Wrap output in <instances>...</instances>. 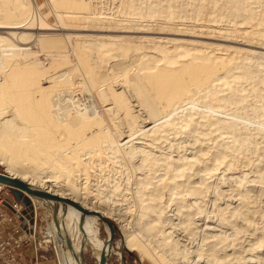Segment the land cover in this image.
Segmentation results:
<instances>
[{
    "label": "rangeland",
    "instance_id": "rangeland-1",
    "mask_svg": "<svg viewBox=\"0 0 264 264\" xmlns=\"http://www.w3.org/2000/svg\"><path fill=\"white\" fill-rule=\"evenodd\" d=\"M193 1L138 0V4L134 14L140 13L147 17L145 19L147 21H142L140 22L141 24L151 23L152 21L156 22V24H165L169 21V18H172L174 20V23H176L174 25L181 24L189 27L194 22V17L187 16V18L184 19V16H181L182 12H186V14H188V12L191 10L190 7L193 5H195V7H192L193 11H198V8L200 7L198 3L203 2H200L199 0ZM213 1L214 0H212V2L207 1L205 3L207 5L203 4L206 8L204 9V14L200 15L207 18H203L202 21H198L196 24L202 26H210L217 20H220L219 17L222 16V18L220 17L221 23L219 24V26L224 31L225 29L226 31H228L229 28H231L232 24L235 23V21L237 22L235 23L237 25L243 23V21H240L239 19H242L245 16V10L249 8V5H251L252 7L259 5H254L251 0H219L220 2L218 0H215V2ZM221 1L223 2L221 3ZM226 1H231V3H228ZM96 2L98 9H100L101 12L106 15V17H113L114 19L123 18V16L121 17V15L119 16V14L117 15L116 13L117 10H120V8L122 7L120 0H96ZM190 2H192L193 4ZM53 3L54 0H35L36 8H32L28 12L27 16H25L27 21H25V23L23 24H26V27H23L24 29L26 28L25 30L23 29L24 34H28L31 36V34L33 35L34 32H39L38 29H43L46 27L52 30L49 32L43 31L44 33L41 31V33H43V36L39 37V39L46 38L45 40H39L40 48L43 49H40L38 47V40L36 41L37 37L35 34L31 36L32 38L29 37V41L26 40V44H28H25L27 50L30 53H34V56H32L31 58L29 57V60L32 61L34 60L33 58L38 60V62L42 64L41 66L44 67L43 69H46L48 71V75L58 76L59 74L60 76L63 74L65 75V73L68 72V77H66H70L68 79L71 83L70 85H74L73 87H71L72 90L69 87L71 93L73 94V99L75 100L73 106H75L76 109L80 111L79 113L85 112L87 116H93L94 114L95 116L99 117L103 121V127L106 128H103L105 129L104 131L108 133L110 139L114 143L118 144L117 148H120L119 150H121L118 151L117 149V151L119 152L117 153L113 150L111 145L110 147L108 145L109 148L106 147V150H103L104 157L105 159H107V161H94L95 168H97L96 170H98L99 172L95 169L94 171L92 170L93 174L91 175L93 176L89 177V179L87 180V184L85 185L89 188L87 189L89 190L90 194L96 189V191H98V194L100 192H103L102 195L99 194L100 197L96 191H94L96 193L93 192L94 194L92 195L97 194L98 197L97 195L95 196L99 200H105L104 203L107 208L110 206V208L114 209V212H111V214H107V218L103 217L104 219L101 220L98 218L93 219L94 224L92 231H94L95 234L97 233L95 235L96 246L101 254L106 257V264H158L155 260H153V256L160 253L161 257L164 260L169 258L168 264H171V262L172 264H264V64H262L264 62V60H262L264 59V45H254L253 49L252 47H247L245 44L246 42L244 43L243 41H241V39H239L240 41L238 39V41H235V39L233 41L213 36L195 34H181L180 36L179 33L173 31L171 32L156 29L114 31L112 29L108 30V28L106 30H108L109 32H106V35L100 33L101 35L99 36L105 35L106 37L121 36L124 38V36H131L132 38L134 36H144L143 38L148 37L154 39H174L179 40V42L184 41L196 44L204 43L205 45L208 44L215 47H220L221 49L226 48L245 50L252 53V55L254 54V52L256 54L258 53L257 55L254 54L255 56L253 55L254 59L251 54L250 56H247L243 62V68H236L232 71L234 74L236 73L235 75L237 76L240 73V76L237 78L238 82H235V85L233 82V85L236 89L238 88L237 90L239 92V95H241V97L243 98H246L243 103L237 104L235 102L237 101V98L235 96L234 99L231 100L232 102L230 101L227 105L220 109L221 111L213 109V113H211L206 109L204 110V108H208V104L211 102V98L206 97L203 99H198V102L196 101L193 103L194 106L192 105V107H187V109L190 108L189 112H191V118H194L191 119L192 125L191 123L185 121L184 117L182 118L180 116H177L174 118V120L172 119L170 120L171 122H168L169 125L165 126L166 128L163 127L164 130H162V128H159L157 130L158 133H152L148 135L149 137L153 135L151 136L152 138L150 137L152 143L149 142L150 139H148V137L145 140H141L142 137L139 136V134H135L129 139L131 143L123 144L122 142L118 141L122 129H118L120 127H117L116 122L113 119L114 117H112L106 111L107 104L105 105V101H103L100 96V98L102 99L101 100L98 94L96 96V92H102V89L98 88L100 91L97 89V87L102 86V84L99 83L94 88L93 86L90 87L87 79L82 74V66L79 65L77 67L80 61L77 59V55L74 52L75 37L80 34H93V36H98V34L92 33L91 31L93 30H87L88 32L84 31L85 33H78V31L75 32V30L69 28L67 25H65L64 20L66 16L70 15L71 13L68 14L67 11L69 10L62 9L59 7V5ZM215 3L221 4H218V6ZM118 6L121 7L119 8ZM74 13L72 12V14ZM124 16H126V14H124ZM215 16L218 17L217 20L214 19L217 18ZM178 19L179 21H177ZM249 21L251 20L249 19L248 22ZM41 24L43 25V28ZM97 30L100 29H94V31ZM126 32H130L131 34H124ZM111 33L112 35L114 34V36H112ZM50 37H54L59 40L56 44L57 46H54V48H49L48 46V38ZM5 57L7 56L0 53V59H3ZM249 57H251L252 60ZM256 58H258V60ZM118 61L122 62L119 59ZM112 63L114 62H111V64ZM110 65H108L107 70H110ZM127 65H129V63H127ZM69 69H71L72 72ZM248 70L252 71L253 76L252 78H250V81L248 78L249 75H246V71ZM241 71H243V74ZM73 72L75 73L73 74ZM249 77H251V75ZM231 79L233 80V78H230V80ZM253 80L257 82V86H255L256 84H253L255 87L252 86V83H255ZM251 86L256 88L257 91L254 88H251ZM101 88H104V86ZM212 91L211 93H215L218 96L220 95V97L221 95L222 97L223 95L224 97L228 96L227 91H225L226 94L225 92L222 93L217 90ZM126 92L128 93V91L125 90V93ZM91 107H93L94 111L93 109H91ZM134 111L138 110L134 109ZM202 112H207L206 114H208L209 116L214 115L217 117L208 121L210 118L208 119L206 117H203ZM136 114H139L138 116L143 115L141 111H138V113ZM178 118L180 121L178 120ZM180 118H182L183 120ZM203 119L208 120L204 121ZM185 123L186 127L184 126ZM178 132H180V134ZM154 134L156 135L154 136ZM138 136L141 137L139 138V140H137ZM162 139H164V141ZM165 140L168 142H166ZM77 142L78 140L69 141V144L65 147V149H70L73 147L75 148V144ZM131 144L133 145V147ZM141 144L144 146V148ZM123 147L125 150L123 149ZM128 147L131 148L129 149ZM132 149L134 150L132 151ZM136 149H138V151ZM111 150L112 152H110ZM130 150L132 152H130ZM217 150H219L218 153H216ZM198 151H202V153L200 152V156L198 154ZM111 153H113V155ZM129 153L132 155H130ZM133 154L135 155L133 156ZM158 156L160 158H158ZM170 156L171 159L169 158ZM146 158L147 160H145ZM189 161L194 164L190 163ZM196 162L200 163L197 164ZM217 163H219V165ZM228 164H231V167ZM151 165L154 167H152ZM227 165L230 167V169ZM200 166L202 167V169ZM211 166L213 170L216 168L217 171L214 170L215 173L213 170H211ZM99 167H101V169H98ZM155 167L156 169L154 170ZM231 168L233 169V172L230 171ZM6 170L7 169L5 168V166H0V174H5L7 172ZM207 171L210 172L208 173ZM148 172L151 174V176ZM188 172L189 174L191 172L195 174L189 175ZM47 173H43V170L40 171L42 179L49 175ZM176 173L181 176L182 181L181 179H176V177H180ZM145 174H147L148 176H145ZM184 174L187 178L184 176ZM201 178L202 180H199ZM171 179L173 181H171ZM187 179L189 181H187ZM163 181H165L164 184H162ZM157 182L159 183L157 184ZM175 182L176 184L174 186ZM141 183L142 185L139 186V184ZM149 184L151 186L153 185L152 187L154 188L149 186ZM183 184L185 186H183ZM178 186L180 188H177ZM144 187L145 189H143ZM140 189L144 190V192ZM91 190L93 191L91 192ZM179 190H181V192ZM111 191L113 192L111 193ZM184 191L186 193H189L187 194L188 196ZM206 191L209 193H207ZM104 192H106V195L104 194ZM181 194L182 196H184L185 194V198L182 197ZM190 194L193 195L191 196ZM143 195L144 197L142 198ZM147 195L150 199L147 197ZM138 196L140 199L138 198ZM104 197L108 199V202ZM0 198L3 200L0 203V264H23L18 259L17 252L24 246H30L31 248L33 254L32 264H36V259L41 260L43 257L45 259L46 257L51 258V264H60L62 260L61 258L65 256L67 250L65 248V231L61 228L63 219L60 220V216L62 217L63 213L62 208L57 205H34L31 199L32 203L30 204L33 207V210L32 217L30 218L32 223H30L29 219H26L24 216H22L20 220L17 218L18 215L21 216L20 213L24 209L19 203L15 201L11 193V189L8 186L4 185L3 189L0 190ZM91 200L92 202H94V199ZM3 202H6L8 206L12 203L17 204V206L19 207V211L13 212ZM175 203L176 205H174ZM180 203H182V205H180ZM152 205L153 207H151ZM188 206L190 208H187ZM177 208L180 209H178L177 211ZM183 208L187 209L184 210ZM179 210L183 214L180 213ZM7 217H11V221H8ZM219 218H221L220 221H218ZM76 221L79 220L76 219ZM218 222H221L222 225ZM15 226L20 228L17 233L13 232V227L15 228ZM74 226L79 227V222H76ZM53 228L54 230L55 228H58L57 230H55L57 232H54V230H52ZM235 229H242L241 231H239L240 233L238 232L240 235L236 234L237 237L233 236V234L235 233ZM122 231H126L128 235L132 234V237L135 236L134 238L142 245L146 254L140 256L136 248L123 250L124 246L121 236ZM224 236H228V238L223 239ZM230 236H233L234 239ZM218 239H221V242L225 241L227 244L219 243L220 241ZM259 243L260 247L258 248ZM152 247L156 249L154 250ZM211 251L214 252V256H211ZM162 254H164V256H162ZM83 257L85 264H98L93 256L92 250L89 247H87V249L84 251ZM211 257H213L214 260ZM221 259L224 261H222Z\"/></svg>",
    "mask_w": 264,
    "mask_h": 264
},
{
    "label": "bare ground",
    "instance_id": "bare-ground-1",
    "mask_svg": "<svg viewBox=\"0 0 264 264\" xmlns=\"http://www.w3.org/2000/svg\"><path fill=\"white\" fill-rule=\"evenodd\" d=\"M199 1L200 2L203 1V2L198 3V5L200 6L198 8V11H193L192 7H195V5L191 6L193 3L190 2L192 4L190 5L191 7L189 6L191 10L188 12V14H186V12H182L181 16L183 15L184 19L187 18V16L194 17L193 18L194 22L192 23V25L189 27L188 26L186 27L181 24L174 25L176 23H174V20L172 18H169V21L165 24H161V23L156 24V22H153V21L152 22L148 21L151 23L141 24L140 22L147 21L145 20L147 17H145L144 15L140 13L134 14V12L136 11L135 9L137 7L138 0H120L122 7L121 6H120L121 8L119 6L118 7L120 8L121 11L118 9L116 13L117 15L119 14V16L121 15V17L123 16V18L114 19L113 17H111L114 20L106 17V15H104V13H102L101 10L98 9L96 5L97 4L96 0H87V1L85 0H54L53 4L59 5V7L62 9L69 10L67 11L68 14L71 13L70 15L67 14L68 16H66L64 20L65 25H67L72 30H75V32L78 31V33L79 32L85 33L84 31L88 32L87 30H93L91 31L92 33L98 34V36H93V34H90V35L80 34L75 37L74 52L77 55V59L80 61L77 67L79 65L82 66L83 68L82 74L87 79V82L90 84L88 85L90 87L93 86L94 88L97 84L99 83L102 84V86L99 85L100 87H97V89L98 88L102 89V92L98 89L100 92L99 93L96 92V96L98 94L99 98L101 96L103 101H105V105L107 104V108L105 107L106 111L112 117H114L113 119L116 122L117 127H120L118 129H122L121 134L118 138V141L122 142L123 144L131 143L129 139L131 138V136H134L135 134H139V136L142 137L141 138L138 136L137 140H139V138H141V140H145L147 139V137L148 139H150V137L153 135L149 137L148 136L149 134L158 133L157 130L159 128H162V130H164L163 127L169 125L168 122L172 119L174 120V118L177 116H180L182 118L184 117L185 121L191 123V119H194V118L193 117L191 118V112H189L190 108L187 109V107L188 106L192 107L193 103L196 102L198 99H203L206 97L211 98L210 100L211 102L208 104V108H204V110L206 109L207 111L211 113H213L212 112L213 109L221 111L220 109L224 107L225 105H227L232 99H234L235 96L237 98V101H235L237 104L243 103L244 100H246V98H243L241 97V95H239V92L237 90L238 88L236 89L234 87L235 82H238L237 78L240 76L239 75L240 73L239 74L237 73L238 74L237 76L235 75L236 73L234 74L232 71L236 68H240V67L243 68V65H244L243 62L246 59V57L250 56V54L253 57L254 54L257 55L258 53L256 54L254 52V54L252 55V53L245 51V50L226 49V48L221 49L220 47L208 45L207 43H206L207 45H205L204 43L196 44V43L184 42V41L179 42V40H174V39H159L158 38L159 39L158 40V39L148 38V37L143 38L144 36L143 37L134 36L132 38L131 36L129 37L124 36V38L121 36L118 37L116 35H115L116 37H110L109 35H107L109 37L105 36L106 35L105 33L109 32L108 30L110 29L114 31H117V30L137 31V30L156 29V30H166V31H171V32L173 31V32L179 33L180 36L181 34L183 35L195 34V35L213 36V37L229 39L233 41L234 39L235 41L237 39L238 40L241 39V41H243L244 43L246 42L245 43L246 46L250 48L251 47L253 48L254 45H259V44L264 45V25H263L264 23V0H251L254 5H258V4L259 5L255 7H252L251 5H249V8L245 10V13H244L245 16L242 19L241 18L239 19L240 21H243V23L237 25L235 24L237 23L235 21V23L232 24L231 28H229L228 31H226V29L225 31L222 30V28H220L219 26V24L221 23L222 16H220L221 18L219 17L220 20H217L218 19L217 16H215L217 18L213 17L214 19L217 20L216 22L212 19L218 25H216L215 23L210 26H202V25L196 24L198 21H202L203 18H207L200 14H204V9L206 8L205 5H207L205 3L207 1L212 2V0H199ZM213 2H215V0ZM222 2L223 1H221V3ZM226 2L231 3V1H226ZM32 8L34 9L36 8L35 0H0V53H2V55L7 56L3 59H0V166H5V168L7 169L6 170L7 172L5 174H0V181L10 186H14L15 184H23L30 189L40 191L44 193L46 196L50 197L48 199L46 198L36 199V200L32 199V202L34 205H57L62 208V211H63L62 217L60 216V220L63 219L61 223V228L64 229L65 231L64 238L65 240H68L69 250L67 248L66 254L64 257L61 258L62 260L60 264H81L78 256H83V253L87 249V247H89L92 250L93 256L98 264H106V257L103 254H101V252L98 250L96 246L95 235L97 233L95 234V232L92 231L93 224H94L93 219L98 218L101 220V219H104L103 217L107 218V214H111V212H114V209L110 208V206L107 208L104 203L105 200L102 201L97 198L99 194L102 195L103 192H100L101 190L99 191L100 193L98 194V191H96L97 189L95 188L96 190L94 191H96L98 194V195L95 194L97 195L96 197L95 195H92L96 192L91 190V192L93 191L94 193L92 192L90 194L88 190L89 188L86 187L85 185L87 184V180L89 179V177L93 176L91 175L93 174L92 170L94 171V169L95 170L97 169L95 168L94 161L96 160L100 162L107 161V159H105L104 157V152H103V150L106 147L109 148L111 145L113 150L117 153H119L118 151H121V150H119L120 148L119 149L117 148L118 144L114 143L110 139L108 133L104 131L106 128L103 127L104 125L102 124L103 121L99 117L95 116L94 114L93 116L91 115L87 116L85 112L79 113L80 111H78L76 107L73 106V104L75 103V100L73 99V94L71 93V90H72L71 87H73L74 85L73 84L70 85L71 83L68 80L70 77L67 78L68 72L65 73V75L63 74L60 76L58 73H57L58 76L48 75V71L46 69H43L44 67L41 66L42 64L39 63L38 60H36L35 58H33L34 60L32 61L29 60L32 56H34V53H30L27 50L26 45L28 44H26L27 42L26 40H28L29 37L35 34L37 37L36 41L38 40L37 41L38 47L40 48L39 40L46 39V38L39 39V37L43 36V33H44L43 31H46V32L52 31L51 29L47 27L43 28V25L41 24L43 29H38L39 32H36V33L34 32V34L33 35L31 34V36L28 34H24L23 27L24 26L26 27V24L25 25L23 24L25 23V21H27L25 16H27L28 12ZM70 11H72L73 13L75 12V13L72 14V12ZM123 13L126 14V16H124ZM77 14H80V15H77ZM195 14H198V15H195ZM249 19L251 21L248 22ZM109 20H112V21H109ZM177 21H179V19ZM94 29H100V30L94 31ZM41 31L43 33H41ZM100 33H103L105 35L99 36L101 35ZM124 34H131V33L126 32ZM112 36H114V34ZM48 41H49V45H48L49 48L50 47L54 48V46H57L56 44L58 43L59 40L54 37H50L48 38ZM40 49H43V48H40ZM249 58L251 59V57ZM118 59L121 60L122 62H119ZM256 59L258 60V58ZM111 62H114V63L111 64ZM127 63H129V65H127ZM262 64H264V62ZM108 65L111 66L110 70H107ZM241 72L243 74V71ZM74 73L75 72H73V74ZM246 75H249V76L251 75V77L248 76L249 81H250V78L253 77L251 70L246 71ZM230 78H233V80L232 79L230 80ZM233 82H234V85H233ZM253 84L254 85L256 84L255 86H257V82L252 83V86H254ZM43 85H47V86H43ZM103 86L104 88H101ZM252 86L251 88L255 87V86L254 87ZM69 87L71 90L69 89ZM254 89L256 90V88ZM125 90L128 91V93L127 92L125 93ZM212 90L214 91L217 90L222 93L227 91L228 96L224 97L223 95L222 97L221 95L220 97V95L218 96L215 93H211ZM93 107H91V109H93ZM134 109L138 110L139 112L141 111L143 115L138 116L139 114H136L138 113V111H134ZM202 113H198V114H202ZM206 113L204 112L202 115L203 117H206L208 119L210 118L209 120L207 119L208 121H210L211 119H215L217 117L212 114H211L212 116H209ZM207 120H204V121H207ZM186 123L185 125L183 124L185 127H186ZM178 133L180 134V132ZM155 135L156 134H154V136ZM73 140H78V142L75 144V148L73 147L70 149H65V147L69 144V141H73ZM162 140L164 141V139ZM149 142L152 143L151 139L149 140ZM133 150L134 149H132V151ZM136 150L138 151V149ZM132 151L130 150V152ZM218 151L219 150L215 152L218 153ZM110 152H112V150ZM200 152L202 153V151ZM200 152L198 153L199 156H200ZM111 154L113 155V153ZM134 155L135 154H133V156ZM158 158L160 157L158 156ZM169 158L171 159V156ZM145 160H147V158ZM199 163L200 162H198L197 164ZM217 164L219 165V163ZM228 165L231 167V164H228ZM101 167H99L98 169H101ZM155 169L156 167L154 168V170ZM41 170H43V173L48 172L47 174H49L46 177H44V179H42L40 175ZM211 170H213L212 166H211ZM214 170L217 171L216 168ZM219 170H222V169H219ZM232 170L233 169L231 168L230 171ZM190 174L193 175L195 173L191 172ZM146 175L147 174H145V176ZM191 177H194V176H191ZM176 179L177 180L181 179L182 181L181 176L179 178L176 177ZM199 180H202V178ZM171 181L173 180L171 179ZM187 181L189 180L187 179ZM164 182L165 181H163L162 184H164ZM158 183L159 182H157V184ZM45 184H48V185H45ZM150 184L149 186H151ZM175 184L176 182L174 183V186ZM141 185L142 183L139 184V186ZM172 185H173V182H172ZM183 186L185 185L183 184ZM177 188H180V187L178 186ZM143 189H145V187ZM142 191L144 192V190ZM179 191L181 192V190ZM106 192H104V194ZM112 192L113 191H111V193ZM22 194L25 195V193L23 192ZM187 194L189 193H186V195ZM186 195L184 194V196H182L181 194V196L184 198ZM143 197L144 195L142 196V198ZM90 198L94 199V202H92ZM160 198H161V195H160ZM61 199L68 201L71 204L70 205L63 204V203L60 204L58 200H61ZM107 202H108V199H107ZM174 205H176V203ZM180 205H182V203H180ZM151 207H153V205ZM187 208H190V207L188 206ZM178 209L180 208H177V211ZM183 209L186 210L185 208ZM157 213H158V210H157ZM76 219L79 221H76ZM220 219L221 218H219L218 221H220ZM76 222H79V227H75L76 225L74 226ZM57 229L55 228V230ZM52 230H54V228ZM55 230L54 232H57ZM241 230L235 229L234 230L235 233L233 232L234 233L233 236L237 237L236 234H239L240 233L239 231ZM121 236H122V241H123V246H124L123 250L125 249L129 250V248H136L140 256H143L146 254L142 245L134 238L135 236L132 237V234L128 235L126 231L124 232L122 231ZM225 236L223 239L228 238V236L227 237ZM218 240L220 241V242L218 241L219 243H226L224 240H222L224 242H221V239H218ZM259 247H260V243L258 244V248ZM152 248L154 249V247ZM202 250H203V247H202ZM212 251H211L212 253L211 256L214 254V252ZM160 254L154 255L153 260H155L158 264H168L169 258L164 260ZM162 256H164V254H162ZM216 261H217V258H216ZM218 261H219V258H218Z\"/></svg>",
    "mask_w": 264,
    "mask_h": 264
},
{
    "label": "water",
    "instance_id": "water-1",
    "mask_svg": "<svg viewBox=\"0 0 264 264\" xmlns=\"http://www.w3.org/2000/svg\"><path fill=\"white\" fill-rule=\"evenodd\" d=\"M2 177V176H1ZM1 184H4L5 186H8L10 189H11V193L15 199V201L17 203H19L21 205V207L24 209L20 215L21 216H17V218L20 220L22 218V216H24L26 219H29V222L32 223L31 221V217H32V210H33V207L31 206L30 203L31 202V199H48L50 197L46 196L44 193L40 192V191H36L34 189H30L28 188L27 186L23 185V184H15L14 186H10V185H7L3 182L0 181ZM25 193L22 194V192ZM31 198V199H30ZM58 202L60 204H67V205H70L71 203H69L68 201H65V200H58ZM66 244H65V248L67 249L69 247V243H68V240H65ZM69 250V248H68ZM79 259H80V262L81 264H85V261H84V257L83 256H78Z\"/></svg>",
    "mask_w": 264,
    "mask_h": 264
},
{
    "label": "crops",
    "instance_id": "crops-1",
    "mask_svg": "<svg viewBox=\"0 0 264 264\" xmlns=\"http://www.w3.org/2000/svg\"><path fill=\"white\" fill-rule=\"evenodd\" d=\"M17 256H18V259L23 264H32L33 254H32L30 246H24L21 250L17 252ZM42 259L41 260L36 259L37 260L36 264H51V258L46 257V259L44 258L43 261Z\"/></svg>",
    "mask_w": 264,
    "mask_h": 264
},
{
    "label": "built area",
    "instance_id": "built-area-1",
    "mask_svg": "<svg viewBox=\"0 0 264 264\" xmlns=\"http://www.w3.org/2000/svg\"><path fill=\"white\" fill-rule=\"evenodd\" d=\"M4 187V185H0V190H2ZM3 200L0 198V203L2 202ZM5 205H7L6 202H3ZM8 206V205H7ZM13 212H17L19 211V207L17 206V204L15 203H12V204H9L8 206ZM6 219V218H5ZM8 221H11V217H7ZM20 230L19 227L15 226V228L13 227V232L14 233H17L18 231Z\"/></svg>",
    "mask_w": 264,
    "mask_h": 264
}]
</instances>
